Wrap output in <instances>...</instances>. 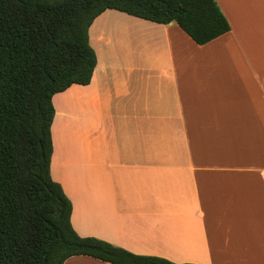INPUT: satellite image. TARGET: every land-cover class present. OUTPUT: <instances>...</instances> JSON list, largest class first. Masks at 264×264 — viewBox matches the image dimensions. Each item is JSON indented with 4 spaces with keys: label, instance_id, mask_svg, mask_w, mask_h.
I'll list each match as a JSON object with an SVG mask.
<instances>
[{
    "label": "crops",
    "instance_id": "0c3cea01",
    "mask_svg": "<svg viewBox=\"0 0 264 264\" xmlns=\"http://www.w3.org/2000/svg\"><path fill=\"white\" fill-rule=\"evenodd\" d=\"M216 2L230 29L201 45L116 9L89 26L90 82L52 96L50 175L78 235L176 263L264 264V0Z\"/></svg>",
    "mask_w": 264,
    "mask_h": 264
},
{
    "label": "trees",
    "instance_id": "16d2710c",
    "mask_svg": "<svg viewBox=\"0 0 264 264\" xmlns=\"http://www.w3.org/2000/svg\"><path fill=\"white\" fill-rule=\"evenodd\" d=\"M106 9L174 22L200 45L230 29L216 0H0V264H63L72 255L194 264L78 235L71 201L50 175L52 96L90 82L88 28Z\"/></svg>",
    "mask_w": 264,
    "mask_h": 264
}]
</instances>
